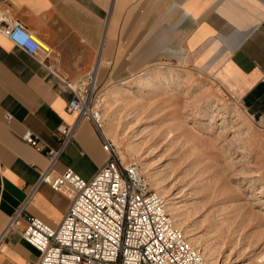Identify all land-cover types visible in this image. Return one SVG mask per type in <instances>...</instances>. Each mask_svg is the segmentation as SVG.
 <instances>
[{
	"label": "crops",
	"instance_id": "crops-1",
	"mask_svg": "<svg viewBox=\"0 0 264 264\" xmlns=\"http://www.w3.org/2000/svg\"><path fill=\"white\" fill-rule=\"evenodd\" d=\"M2 14L50 53L30 56L0 24V235L48 166L47 149L37 152L22 135L31 131L58 148V129L76 121L67 111L75 94L64 81L93 71L103 92L153 64L213 68L256 123L264 147V0H0ZM106 160L102 136L84 120L56 171L71 167L89 180ZM70 204L43 184L25 208L58 227ZM20 232L4 237L0 264H37L39 252Z\"/></svg>",
	"mask_w": 264,
	"mask_h": 264
},
{
	"label": "rangeland",
	"instance_id": "rangeland-1",
	"mask_svg": "<svg viewBox=\"0 0 264 264\" xmlns=\"http://www.w3.org/2000/svg\"><path fill=\"white\" fill-rule=\"evenodd\" d=\"M147 75L150 89L137 81ZM101 94L108 137L170 200L189 243L215 264H264L262 137L215 70L153 64Z\"/></svg>",
	"mask_w": 264,
	"mask_h": 264
},
{
	"label": "built area",
	"instance_id": "built-area-1",
	"mask_svg": "<svg viewBox=\"0 0 264 264\" xmlns=\"http://www.w3.org/2000/svg\"><path fill=\"white\" fill-rule=\"evenodd\" d=\"M2 23V33L17 48L34 58L42 51L50 53L19 21L2 14ZM64 82L75 94L67 111L76 115V121L58 129V148L48 147L31 131L22 135L37 152L47 149L48 166L10 218L0 235V247L8 232L21 230V237L40 254L37 264H212L176 228L166 199L152 188L139 164L124 159L104 135L103 95L96 72L77 83ZM84 120L91 121L102 136L107 153L106 162L89 180L71 167L63 173L56 171ZM43 184L71 200L58 227L26 213V205Z\"/></svg>",
	"mask_w": 264,
	"mask_h": 264
},
{
	"label": "bare ground",
	"instance_id": "bare-ground-1",
	"mask_svg": "<svg viewBox=\"0 0 264 264\" xmlns=\"http://www.w3.org/2000/svg\"><path fill=\"white\" fill-rule=\"evenodd\" d=\"M48 50V49H47ZM133 81H136L135 79L133 80ZM137 81H139V82H141V83H143L144 84V87L146 88V89H150L152 86H153V83H155V79L154 78H152V77H149L148 75L147 76H143V77H141V78H138L137 79ZM107 107L109 108L110 107V105L108 106L107 105ZM104 114V113H103ZM103 117H105V115H103ZM104 119H103V132H104V135L107 137V138H109L108 136L110 135H112V132L110 131V130H104ZM110 139V138H109ZM115 142H117V139H116V141ZM129 147V146H128ZM131 148V147H130ZM130 150H132V149H130ZM130 152V151H129ZM120 153H121V155L123 156V157H125L126 155H125V153H123L122 151H120ZM152 185V184H151ZM153 188V187H152ZM158 189V188H157ZM155 190H156V188H155ZM158 193H159V195L161 194V196H163L165 199H166V196H164L163 194H162V192L161 191H159L158 190ZM168 197V196H167ZM166 201H167V208H168V211H169V213L171 212V207H169L170 206V200H168V199H166ZM172 215L171 216H173V220H174V222H175V225H176V228L178 229V226H179V224H178V222H179V220H178V218L176 217V214L175 213H171ZM187 238H189V236H186ZM200 251V250H199ZM201 252V251H200ZM202 254V253H201ZM203 255V254H202ZM204 256V255H203ZM205 257V256H204ZM212 264H215L216 262H214V261H212V259H208Z\"/></svg>",
	"mask_w": 264,
	"mask_h": 264
}]
</instances>
